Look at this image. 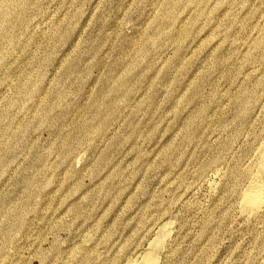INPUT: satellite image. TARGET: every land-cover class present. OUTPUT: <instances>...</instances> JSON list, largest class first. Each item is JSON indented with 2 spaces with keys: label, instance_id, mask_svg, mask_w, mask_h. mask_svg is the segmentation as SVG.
I'll list each match as a JSON object with an SVG mask.
<instances>
[{
  "label": "rangeland",
  "instance_id": "obj_1",
  "mask_svg": "<svg viewBox=\"0 0 264 264\" xmlns=\"http://www.w3.org/2000/svg\"><path fill=\"white\" fill-rule=\"evenodd\" d=\"M263 137L264 0H0V264H264Z\"/></svg>",
  "mask_w": 264,
  "mask_h": 264
},
{
  "label": "bare ground",
  "instance_id": "obj_2",
  "mask_svg": "<svg viewBox=\"0 0 264 264\" xmlns=\"http://www.w3.org/2000/svg\"><path fill=\"white\" fill-rule=\"evenodd\" d=\"M240 205L242 215L246 218L256 216L264 207V139L258 169L251 175ZM154 235L147 248L126 264H158L160 262L162 249L169 237V225H162Z\"/></svg>",
  "mask_w": 264,
  "mask_h": 264
}]
</instances>
